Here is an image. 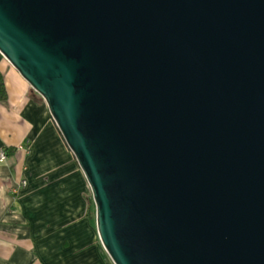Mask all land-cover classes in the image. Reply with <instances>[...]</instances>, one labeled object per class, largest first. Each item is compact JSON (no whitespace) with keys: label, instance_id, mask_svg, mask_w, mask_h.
Wrapping results in <instances>:
<instances>
[{"label":"water","instance_id":"1","mask_svg":"<svg viewBox=\"0 0 264 264\" xmlns=\"http://www.w3.org/2000/svg\"><path fill=\"white\" fill-rule=\"evenodd\" d=\"M115 264H264V0H0Z\"/></svg>","mask_w":264,"mask_h":264},{"label":"crops","instance_id":"2","mask_svg":"<svg viewBox=\"0 0 264 264\" xmlns=\"http://www.w3.org/2000/svg\"><path fill=\"white\" fill-rule=\"evenodd\" d=\"M0 70V157L18 147L0 160V264H115L90 183L45 98L1 52Z\"/></svg>","mask_w":264,"mask_h":264},{"label":"trees","instance_id":"3","mask_svg":"<svg viewBox=\"0 0 264 264\" xmlns=\"http://www.w3.org/2000/svg\"><path fill=\"white\" fill-rule=\"evenodd\" d=\"M7 97H8V88L6 85L4 75H3L2 71L0 70V100L7 99ZM17 150H18V147H6L7 155H8V153L13 154Z\"/></svg>","mask_w":264,"mask_h":264},{"label":"built area","instance_id":"4","mask_svg":"<svg viewBox=\"0 0 264 264\" xmlns=\"http://www.w3.org/2000/svg\"><path fill=\"white\" fill-rule=\"evenodd\" d=\"M6 158H7V152L4 150V151H2V153H1V158H0V160L3 161V160H5ZM23 182L26 183V180H24ZM19 188H20V187L18 186V187L15 188V190H16V189H19Z\"/></svg>","mask_w":264,"mask_h":264},{"label":"rangeland","instance_id":"5","mask_svg":"<svg viewBox=\"0 0 264 264\" xmlns=\"http://www.w3.org/2000/svg\"><path fill=\"white\" fill-rule=\"evenodd\" d=\"M0 158H1V157H0ZM26 183H27V182H26ZM15 191H16V192H19V191H20V189H16Z\"/></svg>","mask_w":264,"mask_h":264}]
</instances>
